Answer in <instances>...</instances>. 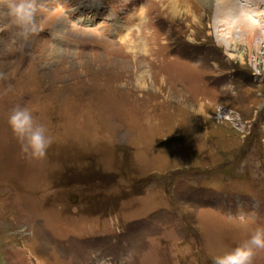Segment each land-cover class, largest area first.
I'll return each mask as SVG.
<instances>
[{
    "label": "rangeland",
    "instance_id": "rangeland-1",
    "mask_svg": "<svg viewBox=\"0 0 264 264\" xmlns=\"http://www.w3.org/2000/svg\"><path fill=\"white\" fill-rule=\"evenodd\" d=\"M40 3L20 39L0 0V264H212L264 226V23L248 44L195 0ZM16 105L45 157L21 152Z\"/></svg>",
    "mask_w": 264,
    "mask_h": 264
},
{
    "label": "clouds",
    "instance_id": "clouds-1",
    "mask_svg": "<svg viewBox=\"0 0 264 264\" xmlns=\"http://www.w3.org/2000/svg\"><path fill=\"white\" fill-rule=\"evenodd\" d=\"M4 2L7 16L16 26L15 36L17 38L27 39L30 34L40 30L36 19L38 8L41 7L40 0H4ZM127 19L129 21L135 19V22L130 23L118 40L129 50H147V37L151 35L146 27L148 23L147 2L135 8ZM0 76H3V73H0ZM225 87L230 88L231 85H225ZM146 122L150 123L151 119L149 118ZM7 123L20 144L22 153L30 158L45 157L53 140L47 126L38 122L29 108L21 105L14 106L8 114ZM260 248H264V226H257L248 239L212 257V264H252L255 249Z\"/></svg>",
    "mask_w": 264,
    "mask_h": 264
},
{
    "label": "bare ground",
    "instance_id": "bare-ground-1",
    "mask_svg": "<svg viewBox=\"0 0 264 264\" xmlns=\"http://www.w3.org/2000/svg\"><path fill=\"white\" fill-rule=\"evenodd\" d=\"M195 1L199 4L202 11H205V9H209L215 6L214 7L215 13L212 18L213 22L222 24L220 26H224L223 23H226L228 25L232 24V27L233 26L238 27V31L240 33L248 32L247 33L249 34V36H247L248 44H250V42H252L255 38L256 35L255 31L257 30L256 24L261 25V23H264V0H195ZM173 4L175 5V3ZM188 14L189 13L186 11L185 16H189ZM172 16H173V12H172ZM193 17L194 20L196 21L197 17L196 16ZM216 27L218 26L215 23L214 28ZM225 47L230 48L231 45H225Z\"/></svg>",
    "mask_w": 264,
    "mask_h": 264
}]
</instances>
